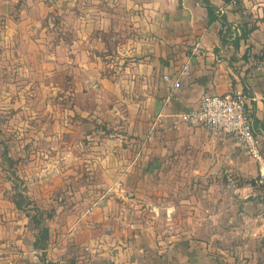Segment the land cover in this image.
<instances>
[{
	"label": "crops",
	"instance_id": "0c3cea01",
	"mask_svg": "<svg viewBox=\"0 0 264 264\" xmlns=\"http://www.w3.org/2000/svg\"><path fill=\"white\" fill-rule=\"evenodd\" d=\"M207 1L0 0V264H264V169L182 119L240 91L264 157V0Z\"/></svg>",
	"mask_w": 264,
	"mask_h": 264
},
{
	"label": "built area",
	"instance_id": "2783aa9c",
	"mask_svg": "<svg viewBox=\"0 0 264 264\" xmlns=\"http://www.w3.org/2000/svg\"><path fill=\"white\" fill-rule=\"evenodd\" d=\"M253 72L264 77V37L259 56L253 66ZM182 119L190 126L203 128L214 140L232 139L264 169L260 140L255 135L248 98L244 93L235 91L203 96L199 106L183 115ZM148 139L149 137H147ZM253 188L258 190L264 199V173L262 170L254 181Z\"/></svg>",
	"mask_w": 264,
	"mask_h": 264
},
{
	"label": "trees",
	"instance_id": "16d2710c",
	"mask_svg": "<svg viewBox=\"0 0 264 264\" xmlns=\"http://www.w3.org/2000/svg\"><path fill=\"white\" fill-rule=\"evenodd\" d=\"M204 4H205V8L207 10V14H208V20H209V23H212L214 20H215V16H214V9L213 7H211V5L209 4V2L207 0H204ZM221 41L223 42L224 41V36L221 34ZM6 153V152H4ZM24 201H16L15 204L17 206V208H21L22 204H23ZM26 205H29L28 203ZM42 215L38 216V218L40 219ZM37 225H38V229H39V241H40V249L43 250L44 247H45V241L47 239V229L44 228L42 225H41V221H37L36 222ZM49 264H52V263H49Z\"/></svg>",
	"mask_w": 264,
	"mask_h": 264
},
{
	"label": "rangeland",
	"instance_id": "374dc122",
	"mask_svg": "<svg viewBox=\"0 0 264 264\" xmlns=\"http://www.w3.org/2000/svg\"><path fill=\"white\" fill-rule=\"evenodd\" d=\"M3 142L0 140V163H12V162H9L8 160H7V158L6 159H4V156H5V154H4V152H3Z\"/></svg>",
	"mask_w": 264,
	"mask_h": 264
},
{
	"label": "water",
	"instance_id": "95a60500",
	"mask_svg": "<svg viewBox=\"0 0 264 264\" xmlns=\"http://www.w3.org/2000/svg\"><path fill=\"white\" fill-rule=\"evenodd\" d=\"M42 264H47L43 258H41Z\"/></svg>",
	"mask_w": 264,
	"mask_h": 264
}]
</instances>
